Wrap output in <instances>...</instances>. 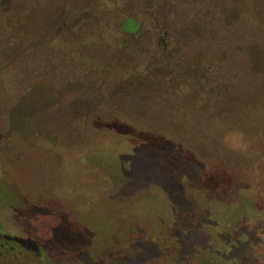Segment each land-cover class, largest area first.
<instances>
[{
    "label": "rangeland",
    "instance_id": "374dc122",
    "mask_svg": "<svg viewBox=\"0 0 264 264\" xmlns=\"http://www.w3.org/2000/svg\"><path fill=\"white\" fill-rule=\"evenodd\" d=\"M150 1L0 0V240L20 244L3 251L0 264H264V108L258 106L264 75L228 89L226 77L215 84L210 71L197 79L172 68L177 52L142 23ZM162 1L158 7L173 11ZM231 1L233 15L227 1L210 2L214 12L228 14L221 29L246 11L264 13V0ZM129 6L137 30L113 40L115 16L109 23L103 14ZM64 32L82 36L77 50L87 51L91 62L80 52L79 58L54 55L62 43L44 39ZM87 34L99 38L87 42ZM103 46L113 49V58H102ZM23 49L24 59L14 62ZM253 55L263 62L264 46ZM65 60L79 71L92 64L97 75L106 60L113 66L105 77H93L92 90L91 81L61 70ZM184 61L198 62L196 56ZM157 72L163 73L151 76ZM116 90L113 100L128 101H120L118 118L101 109ZM37 93H46L45 100ZM32 95L41 102L38 111L16 117L18 134L12 133L7 116L30 110ZM178 99L181 111L174 109ZM220 100L231 103L216 113L227 121L225 133H239L234 142L213 135L224 125L209 124L210 116L197 109ZM94 108L99 120L91 116ZM195 109L206 118L185 120ZM132 113L151 119L147 133L128 118ZM81 115L93 121L84 126ZM167 143L181 154L170 153ZM133 145L145 149L134 155Z\"/></svg>",
    "mask_w": 264,
    "mask_h": 264
},
{
    "label": "trees",
    "instance_id": "16d2710c",
    "mask_svg": "<svg viewBox=\"0 0 264 264\" xmlns=\"http://www.w3.org/2000/svg\"><path fill=\"white\" fill-rule=\"evenodd\" d=\"M160 1L162 0L158 1L161 5L163 1L162 2ZM212 1L217 2V4L221 6L218 0H208V1H205V0L203 1L202 0H167L166 3L169 6L173 7V11H168V10L163 11L161 7H158L157 5L158 2H155L152 0L150 1L151 3L148 2V4L152 7V11H149L147 15L143 16L144 18L142 19L143 20L142 23L143 25L147 27L152 26L151 28L152 30L150 29V31L157 32L156 35H159L162 38L163 42L168 45V49L172 50V52H177L176 57L171 62V67L173 68V66H175L176 68L179 69V72L181 71L184 75H186V77H193V78L196 77L198 79V76L199 77L203 76L205 73H207V71H210L212 72L211 76L215 79V84H222L220 82V79L222 77H226L227 79H229L226 85L228 89L235 87V85L231 83H236V82L239 83L240 81H242V86L244 87L246 83L251 84L255 76L262 77V75H264V60L263 62H259L257 61L256 57L253 55V52L260 50V47L264 46V13L260 12L261 14H257V13H252L250 11H246V12H249L248 15L247 13H245L247 16L245 14H241L239 17H236L237 18L236 23L231 24L230 22L228 25L225 26L224 29H221L219 28L220 27L219 25L221 23L225 24L226 16L228 14H226V12L225 14H223V8H222V11L220 10L218 12L219 10L218 7H216L217 11L214 12L213 10H216V9L213 8L215 6L211 4ZM225 1H227L226 3L227 10L229 11L230 14L233 15L234 12H236V9L232 6L233 3L230 4V2L232 1L231 0H225ZM105 4L107 5L108 3L105 1ZM252 6L253 4L251 5V7ZM132 8L129 6V8L123 9L124 11L120 13L111 12V13L103 14L108 18L107 22L109 23H110V19L113 16H115L116 27L118 28H116L115 31H113V29L112 31L108 30L111 34L115 32L114 34L115 37L112 36L113 40L115 39L116 41L121 40V39L124 40L125 39L124 35H128L131 32L133 33L137 30L136 24H138L137 23L138 21H136L135 15L134 13H132L134 11ZM149 16H151V18H148ZM248 18H251V21ZM97 19L99 20V18ZM97 33L100 35V33L102 32L98 31ZM8 34L9 35L12 34L10 30L8 31ZM99 35H97L96 37L95 36L91 37V34H87V35H83V38H85L87 42H92L98 39ZM10 37H11L10 43L11 41H14L17 39V36H15L14 34L11 35ZM81 37L78 35L68 36V33L64 32V33H59L56 36H54V33H53V36L51 37L47 35L44 40L45 42H49L50 40H52V41L62 43V49L58 47V49L54 53V55H57L58 57L63 56V55L64 57L68 55L75 57V55L73 54H77L76 56L78 57L79 54L81 53L83 59L87 60L88 62H91V60L93 59L91 58V56L87 55V51L80 52L77 50L78 48L83 46V45H79V43H81V40H82ZM211 45H213L212 52H211ZM103 47L105 49H102L104 51L103 53H101L102 58L103 57H104L103 59H108L110 57L113 58L114 52L111 53L113 49L109 47L110 48L109 50L105 46ZM83 49L85 50V46L83 47ZM118 50L119 49L115 51L117 55L123 54L121 53V51H118ZM107 52H110V53H107ZM24 55H25V49L22 50V53L20 52L15 53L13 61L17 62L18 60L22 58L24 59ZM193 56L197 57V60H198V62L196 61L197 63H194V64L184 63V62H187V61H184L185 58H190ZM11 57L13 58V52H12ZM88 57L90 58L87 59ZM92 57H98V55H94ZM55 59H56V56H55ZM192 60L194 59L191 58L188 61H192ZM95 61L97 60L95 59ZM106 61H107V64H105L106 68L102 72L99 71L100 73L98 75L95 72L96 66L94 67V65L92 64L87 65L86 68H83L82 71H79V69H75L77 68L76 66L72 67V64L67 60L64 61L61 70L63 72H66V71H69L70 73L73 72V76L76 81H78L79 79H81L80 77H82V79H85L86 81L89 82L92 79L94 80L93 77L95 76H98V77L106 76V72H108V70H110L113 66L112 64L109 63V60H106ZM143 61L144 63L145 62L147 63V58L144 57ZM237 61H240L241 66L236 69L234 68V63H236ZM97 62L100 63L102 62V60H99ZM92 63L95 64V62H92ZM177 64H180L181 67H178ZM260 64L261 66L259 67ZM100 65L102 64H99V66ZM187 68L189 69V71ZM188 72L197 73L198 75L195 76L192 74H188ZM162 73L163 72L161 73L157 72V73L152 74L151 76L155 74L160 75ZM110 74L115 75L112 72ZM252 74H254L255 76L253 77ZM116 76L117 78L119 77L118 75ZM87 87L92 89L93 87H96V84L91 81V83L90 82L88 83ZM251 87H253V85ZM70 90H69V94L77 93V91H75L72 88H70ZM116 92L117 90L111 91L112 94H110L108 97L105 98L106 107H103L101 109L103 113H108V112L115 113L117 116H114V117L118 118V115L121 117V114H119L121 110L118 107L121 104L120 101H123V102L124 100L127 101V98L117 100V101L113 100L114 98L119 96V94L116 95L117 94ZM36 95L40 96L39 101H44L46 98L45 97L46 93H37ZM36 95L34 96L32 95L34 105L33 107L30 108V110L24 109V110H19V111L17 110L12 111V114L7 116V121L9 123L10 131L11 132L13 131L12 133L18 134L17 132L14 131V128H13V124H15L14 119L16 117H18L19 115L23 113H28L30 114V117H31V114L38 111L36 107H38L37 105L41 104V102L38 101V98H36ZM233 99L235 100V98ZM180 102H184L183 99H180V100L178 99L175 102L174 109H176L177 111H181V109H179V107L176 106ZM259 102L260 103L258 106H261L264 108V97H261ZM142 103L144 105H149L150 101L146 100L145 102L143 100ZM203 103L205 104V101H203ZM222 103L225 106H226V103L231 104L228 101L224 103V101L222 100L217 101V102L211 101L208 105L206 104L204 106H200L197 108L199 111H201V113L205 112L206 115L210 116L211 121L208 122L209 124L224 125V127H221V128L215 127L213 130H210V132L213 135L217 133V135L220 137L226 136V135L229 136L228 133H225L223 131L226 128H228L227 121H221L217 119L218 114L216 113V108H218V106L220 107ZM242 104L244 106L247 105L245 103H242ZM205 107H208V110H206ZM32 108L34 109L32 110ZM126 109H130V108H126ZM190 112L191 113L188 116L183 114L184 116H186L185 120L194 121L196 120L195 115L200 114L196 111V109L190 110ZM64 113H67V112H64ZM93 113L91 116L97 117L98 111L95 108H94ZM200 115L202 118H206L205 115L203 114H200ZM69 116H71L72 120L73 119L76 120L75 119L76 116L75 114L72 115V112H70ZM81 116H78L77 122H80V123L83 122L84 126L86 125V122H85L86 120H89V123L93 121V117L89 118L87 116H82V117ZM128 116H130L128 118L132 121V123L135 124V126H139L143 128L144 131H140V133H144V134L147 133L145 128L146 126L149 127L147 123L148 122L151 123V119L148 121H142L138 118V116H135L134 113ZM106 117H109V116H106ZM65 118L70 119V117L67 118V114H65ZM166 118L169 119L167 116ZM97 119L99 120V117H97ZM197 120H200V119H197ZM188 125H191V123H189ZM84 126H82L81 128V132ZM157 129H163L165 133H167L169 136L173 135V133H170L164 127L157 128ZM100 134H104V133L100 132ZM105 138L106 137H104L102 140H104ZM100 139L101 137L99 138L98 141H100ZM7 143L9 144V142ZM167 144L172 147L170 153L181 154V152L179 151L180 149L172 146L171 145L172 143L171 144L167 143ZM132 149L133 150L135 149L132 152H135L134 155H136L140 153L142 149H145V145H136V146L133 145ZM164 150L165 148L161 147V151H164ZM217 163H221V162L217 161L214 164H217ZM11 245H13L15 248H18L20 246L18 241H16L15 243L14 242L12 243L9 240H2V241L0 240V254H2L3 251L8 250V247L10 248ZM2 262L3 263L1 264H5L4 261Z\"/></svg>",
    "mask_w": 264,
    "mask_h": 264
},
{
    "label": "clouds",
    "instance_id": "9594fccd",
    "mask_svg": "<svg viewBox=\"0 0 264 264\" xmlns=\"http://www.w3.org/2000/svg\"><path fill=\"white\" fill-rule=\"evenodd\" d=\"M239 133H231L228 137H226V140L229 142H234L238 139Z\"/></svg>",
    "mask_w": 264,
    "mask_h": 264
}]
</instances>
